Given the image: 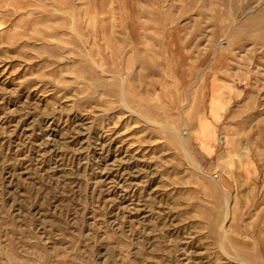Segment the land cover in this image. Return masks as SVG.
Wrapping results in <instances>:
<instances>
[{"label": "rangeland", "instance_id": "374dc122", "mask_svg": "<svg viewBox=\"0 0 264 264\" xmlns=\"http://www.w3.org/2000/svg\"><path fill=\"white\" fill-rule=\"evenodd\" d=\"M0 264H264V0H0Z\"/></svg>", "mask_w": 264, "mask_h": 264}]
</instances>
